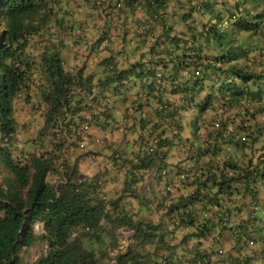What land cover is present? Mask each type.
<instances>
[{"label": "trees", "instance_id": "obj_1", "mask_svg": "<svg viewBox=\"0 0 264 264\" xmlns=\"http://www.w3.org/2000/svg\"><path fill=\"white\" fill-rule=\"evenodd\" d=\"M91 4L0 0V264H30L39 243L32 264H264V62L249 63L263 1L113 0L95 32ZM181 112L206 150L184 145ZM109 128L123 147L99 144L112 155L96 168L92 133ZM181 158L200 173L138 193L150 173L174 184ZM120 229L136 243L112 257Z\"/></svg>", "mask_w": 264, "mask_h": 264}, {"label": "rangeland", "instance_id": "obj_2", "mask_svg": "<svg viewBox=\"0 0 264 264\" xmlns=\"http://www.w3.org/2000/svg\"><path fill=\"white\" fill-rule=\"evenodd\" d=\"M264 50V46L261 47V50L258 51H254L252 52V55L250 56V62L256 64L258 63H262L264 62V53H262L261 51ZM253 59V61H252ZM251 68L253 69H257L256 66L252 65ZM259 68V67H258ZM119 119V118H118ZM121 120H117L115 123H113L112 125H115L116 123H120ZM93 135H95V140L97 139V141L101 142V143H93V146H96V149L98 150V152L100 153V156H94L91 159L95 160V163H98L99 167H104V164H108L107 162V156H102V153L100 151H102L104 153V151H106L105 153H109V156L111 157L112 153L108 151V149L104 150V148H102L99 144H105L107 145V143L110 142V136H106L101 134L99 131L95 130L94 133H92ZM105 137V139H104ZM106 140V141H105ZM105 141V142H103ZM123 147V146H122ZM107 166V165H106ZM97 168V167H96ZM166 179H163L160 183H158L154 177V175H148L146 176L142 182L138 185V193L142 196H144V198H153V197H157V195L159 194V191L161 189V187L165 186V181ZM114 186H117L116 184L113 186H110L112 190H114ZM119 187V185H118ZM121 188V187H120ZM34 230L37 234H42L44 232V225L42 223H37L34 227ZM116 234L119 238V248L118 250L116 249L113 253H111V256L114 257L119 251H125L128 247H134L135 245V240L133 239V233H131L130 231L124 230V229H120L116 231ZM182 237V233H179V236L177 237V239H180ZM193 241V240H192ZM190 244H185L183 245V249H186V251H192L194 248V244L192 243ZM185 247V248H184ZM48 247L46 245V243H39L36 247L30 249L26 255H25V261L32 264L34 263L37 258L44 252H47ZM104 264H115L114 260L112 261H106Z\"/></svg>", "mask_w": 264, "mask_h": 264}, {"label": "clouds", "instance_id": "obj_3", "mask_svg": "<svg viewBox=\"0 0 264 264\" xmlns=\"http://www.w3.org/2000/svg\"><path fill=\"white\" fill-rule=\"evenodd\" d=\"M259 1H263V6L261 8H257V9L262 10L263 7H264V0H259ZM247 9L251 10L252 6L250 4L242 5V7L240 9V13H245L247 11ZM235 18L237 20V17H235ZM104 20H105V18H104ZM237 37L239 38V36H237ZM255 39H257V38H255ZM261 52L264 53V50H262ZM252 61H253V59H252ZM249 63H251V62L249 61ZM249 63L246 66H249V68L251 69L252 65H250ZM195 74H196V76H198V72H195ZM199 87H205V86H204V84H202ZM136 88H138L140 90L139 92H141L140 87H136ZM139 92H137L136 94H138ZM221 113H222V111H219L216 114L212 113V115H214L218 119H221L222 115H218V114H221ZM229 114L231 115L232 113H229ZM233 114H234V120H233L232 125L230 127V132H232V133L237 132L238 131V126L242 124V120L240 119V116H236V111H233ZM181 118H182V122H180V123H181V126L183 127V129L185 131V133H184L185 144L184 145H187L186 147H188V149L191 151L192 155L195 154L196 149L202 148V149L206 150L207 147H209L211 144L214 143V140H210L208 137H206V135H205L206 131L203 128H201L200 131L196 130V127H195V124H194L195 118H193L190 115V113L181 112ZM262 118H264V117H262ZM211 119H212V117H211ZM221 120H223V118ZM211 127H212L211 128V132L213 133L215 128L219 127V123L216 122L215 126L214 127L211 126ZM106 131L112 133L110 128L107 129ZM192 163H193L192 160L182 158L181 162H180V165L182 167H184V169H187V171L186 172H180V170L177 168L176 175H174V178H173L174 184L167 185L168 184L167 180H165L166 181L165 182V186L161 187V189L159 191V194L161 196L166 197L169 194L168 192L175 191L176 185H178L181 182V180L185 179V181H186V180H188L187 178L192 179L193 177L197 176L200 173V171H201L200 170L201 166H199V165L193 166ZM190 167L194 168L195 170L189 171L188 169ZM164 174H166V171L164 172ZM147 175H154L156 181L158 182L157 173H150V174H147ZM147 175H145V177ZM164 179H166V178H164ZM159 182H161V181H159ZM168 187H170V190L167 192L166 190H167Z\"/></svg>", "mask_w": 264, "mask_h": 264}, {"label": "crops", "instance_id": "obj_4", "mask_svg": "<svg viewBox=\"0 0 264 264\" xmlns=\"http://www.w3.org/2000/svg\"><path fill=\"white\" fill-rule=\"evenodd\" d=\"M103 1H106L107 3L105 4V5H102L101 7H100V4H98V2H103ZM111 1H113V0H90V2L92 3V4H94L96 7V10L95 11H91V10H89L90 8H87V6L85 7V11H86V16H85V18H83V20L85 21V22H87V21H89V24H93V22H91L90 20H89V18L91 17V16H95V17H97L98 16V14H99V16H100V14H102L103 15V12H104V9H105V7L109 4V2H111ZM98 16V17H99ZM104 16V15H103ZM136 16H139V18L142 16V14H137ZM135 16V17H136ZM104 23H105V20H104V18L103 19H101L97 24L95 23V24H93V25H95V27L92 29V31L93 32H95L96 30H97V28L99 27V26H101V28L104 26ZM96 25H98V26H96ZM150 39H151V37L149 38V41H150ZM117 47H119V45H118V43H117ZM65 53H67V54H69L68 52H65ZM133 61V59L131 58V61L130 62H132ZM140 90L138 89V88H135V89H133V91L131 92V94H136L137 92H139ZM151 108L150 107H145L144 108V110H143V113H144V115L143 116H139V114L141 113L140 111L139 112H135V116H138V117H145V113H147L149 110H150ZM117 116V115H116ZM112 131V133H110L111 135H109L110 136V142L111 143H113V145H114V147L115 148H117L118 149V151H120L121 152V148H122V146H123V144H122V140L119 138V137H117L116 135H115V132L113 131V130H111ZM101 134H103V135H108V131H99ZM117 139V142H116V139ZM118 144V145H117ZM119 144H120V146H119ZM121 147V148H120ZM130 147V146H129ZM176 155V154H175ZM182 159V158H181ZM179 161V159H175V156H174V158L171 160V162L169 163L170 165H174V164H176L175 162H178ZM85 167H87L86 166V163H85V165H84ZM104 166L105 167H107L108 168V165L106 166V164H104ZM96 167H98V164H97V166ZM168 172H169V170H168ZM171 172V171H170ZM169 174V173H168ZM172 175H176V171L175 170H173V172H172ZM148 176V175H147ZM158 183H160V182H158Z\"/></svg>", "mask_w": 264, "mask_h": 264}, {"label": "built area", "instance_id": "obj_5", "mask_svg": "<svg viewBox=\"0 0 264 264\" xmlns=\"http://www.w3.org/2000/svg\"><path fill=\"white\" fill-rule=\"evenodd\" d=\"M169 190H170V187H168L166 191L168 192Z\"/></svg>", "mask_w": 264, "mask_h": 264}]
</instances>
